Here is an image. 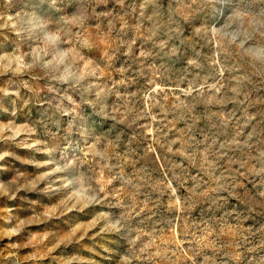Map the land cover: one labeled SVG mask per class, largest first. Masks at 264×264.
Wrapping results in <instances>:
<instances>
[{
  "label": "rangeland",
  "instance_id": "374dc122",
  "mask_svg": "<svg viewBox=\"0 0 264 264\" xmlns=\"http://www.w3.org/2000/svg\"><path fill=\"white\" fill-rule=\"evenodd\" d=\"M0 264H264V0H0Z\"/></svg>",
  "mask_w": 264,
  "mask_h": 264
}]
</instances>
